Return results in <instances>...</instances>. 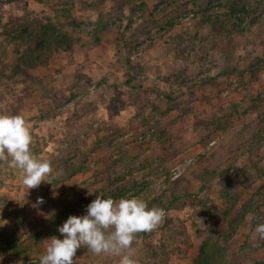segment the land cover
I'll return each instance as SVG.
<instances>
[{
    "label": "rangeland",
    "instance_id": "obj_1",
    "mask_svg": "<svg viewBox=\"0 0 264 264\" xmlns=\"http://www.w3.org/2000/svg\"><path fill=\"white\" fill-rule=\"evenodd\" d=\"M171 1L0 0V113L22 115L32 143L43 146L37 157L53 166L51 182L32 189L18 168L0 176V243L13 233L25 240L37 219L54 213L83 215L98 194L116 200L115 189L125 197L151 182L135 196L149 206L163 197L166 215L122 254L138 264H192L209 231L228 229L241 206L264 192V67L252 70L264 58V37L217 42L192 4L169 18L163 9ZM38 17L52 19L74 46L47 68L21 70L12 28ZM115 127L127 133L92 150ZM243 223L226 245L231 264H264L255 216ZM47 243L29 256L0 252V264H39ZM119 260L89 251L75 264Z\"/></svg>",
    "mask_w": 264,
    "mask_h": 264
},
{
    "label": "trees",
    "instance_id": "obj_2",
    "mask_svg": "<svg viewBox=\"0 0 264 264\" xmlns=\"http://www.w3.org/2000/svg\"><path fill=\"white\" fill-rule=\"evenodd\" d=\"M206 1L207 0H174L167 3L163 11H165L169 18H171L178 10L182 13L189 12L192 10L190 7V4H192V6L195 7L194 10L196 15L202 16L201 21L210 29L211 34H213L214 37H217V42L219 41V37L223 36V39H225L226 42L235 43V40L246 38L252 32H256L254 34L256 37H264V11H261V6L264 3V0H258L257 3L241 0H229L221 2V4L217 6H204ZM135 11L136 8L133 9V12ZM252 16H254L253 19L246 24L247 19ZM148 17L152 20L155 19L154 11L148 12ZM114 19H110L112 23L115 22ZM154 22L157 23L158 26L162 25L163 27V21L156 20ZM0 24H3V17L1 13ZM12 30L14 31V35L12 37L13 42L16 43L15 53L17 55V63L21 70L47 68L56 60L58 55L69 53L74 46L73 37L58 29L57 25L53 23L50 18L43 20L38 17L35 18L33 24H19L17 27L12 28ZM259 62L253 66V72L264 67V64H262L264 63V58L260 59ZM132 80L133 76L131 77V80H129L128 84H131ZM137 96L140 95L138 94ZM253 108L257 111L260 108V105H255ZM144 123H146L145 120L143 121V124ZM126 133L127 129L115 127L110 130V133L106 137H100L94 143L92 150L100 147L103 142H111L115 137L125 135ZM42 149L43 146L38 142L31 144V150L36 156H40ZM10 159L11 157H9V160ZM85 160L87 159L85 158ZM115 163L118 165L120 161L116 160ZM85 164L86 162L74 169L73 173L70 175L81 172L85 168ZM9 165L10 164L7 161L0 160V176H2L3 173L9 174L8 168L11 167ZM202 176H204L203 173ZM169 178L170 176L166 173L167 181ZM2 182L3 180L0 177V187L3 185ZM150 185L151 182L142 183L138 188H136L133 195L135 196L146 191L149 189ZM115 193H118V195L113 196L116 200L124 197V195L116 189L112 192V194ZM236 201L233 205L234 207L236 206ZM262 201H264L263 189H261L253 197L251 202L241 206V210L237 216L228 222V229H223L221 226L211 229L204 243L200 246L198 255L193 258L192 264H231L226 245L238 236L239 227L244 225L243 219L245 215L253 214L258 224L264 223V211L261 209ZM6 203L9 205L7 201ZM163 204L164 200L162 197L151 206H158L162 208ZM8 205L5 206L7 207ZM227 210L231 212V208ZM67 217V213L62 211L54 213L48 219H37L31 229V234L25 240H21L22 237L16 233H13L11 236H5L0 243V252L5 254L7 257L29 256V254L33 252L34 248H40L47 241V238L53 235L61 237V234L58 232V227L61 226ZM221 220H227V213H224ZM259 240L260 246L263 247L264 239ZM189 246L193 247V243ZM89 251L90 250L87 246L82 245L78 249L77 255ZM155 253H157V251H155ZM180 254L182 256L181 258H184L182 253Z\"/></svg>",
    "mask_w": 264,
    "mask_h": 264
},
{
    "label": "clouds",
    "instance_id": "obj_3",
    "mask_svg": "<svg viewBox=\"0 0 264 264\" xmlns=\"http://www.w3.org/2000/svg\"><path fill=\"white\" fill-rule=\"evenodd\" d=\"M33 136L28 122L20 114L0 113V160L21 170V183L29 189L53 178L51 161L38 158L31 150ZM9 157L11 159L9 160ZM43 203V198H38ZM165 209L149 206L139 196L128 195L115 200L111 196H96L83 215H70L58 227L61 237L53 235L39 264H75L78 249L84 245L94 254L112 253L120 256L119 264H138L130 254L136 234L151 231L165 217ZM255 231L264 239V223Z\"/></svg>",
    "mask_w": 264,
    "mask_h": 264
}]
</instances>
